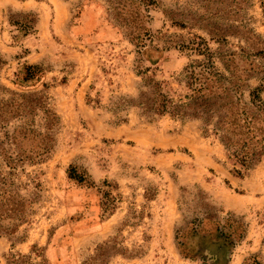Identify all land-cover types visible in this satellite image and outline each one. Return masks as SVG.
I'll list each match as a JSON object with an SVG mask.
<instances>
[{"label": "rangeland", "instance_id": "374dc122", "mask_svg": "<svg viewBox=\"0 0 264 264\" xmlns=\"http://www.w3.org/2000/svg\"><path fill=\"white\" fill-rule=\"evenodd\" d=\"M26 14L36 17L28 32L10 22ZM196 35L221 69L218 55L232 51L264 65V0H0V95L41 92L58 115L40 160L28 159L26 136L12 139L21 119L0 127V264L11 252L50 264H264V160L236 175L200 121L134 105L147 76L183 91L179 74L202 56L180 44ZM25 64L43 72L24 80ZM207 210L241 219L244 237L229 245L204 219L189 231Z\"/></svg>", "mask_w": 264, "mask_h": 264}, {"label": "trees", "instance_id": "16d2710c", "mask_svg": "<svg viewBox=\"0 0 264 264\" xmlns=\"http://www.w3.org/2000/svg\"><path fill=\"white\" fill-rule=\"evenodd\" d=\"M131 17L133 18L132 13ZM10 22L28 32L34 28L36 17L26 14V18L21 21L10 17ZM131 26L134 28V31H130L132 38L143 45L141 25L134 20ZM180 46L202 56L192 59L179 74L178 83L183 91L174 89L164 80L147 76L134 105L147 116L169 115L173 118L200 121L204 131L211 133L222 143L228 160L235 166L234 173L240 176L244 170H249L264 160V84L251 87L248 83L254 76L264 80V65L232 51L218 55V59L224 64V69H221L215 61V51L198 35ZM258 54H262V50L253 55ZM237 58L249 62L250 67L239 68ZM1 64L3 60L0 56V67ZM42 72L43 67L39 64H25L23 78L32 80ZM0 91H4L1 85ZM38 113L43 118L42 129L35 126ZM55 113L49 106L47 96L41 92L13 91L9 97L0 95V127L6 128L11 119L23 121L14 129L12 139L15 141L20 136H26L31 141L33 149L31 155H28L30 161L43 159L53 148L52 130L58 125V115ZM9 158L8 162L13 164L14 158ZM70 177L90 184L85 175L78 173L75 168L71 170ZM206 213V217L192 221L193 226H190L189 231L198 233L203 228L204 219L216 224L215 230L229 245H235L244 237L246 225L238 217L229 215L221 221L210 210ZM189 231H180L177 238L185 239ZM179 244H184L186 254L193 252L185 241H179ZM35 254L36 256L32 253L11 252L5 257L4 263L50 264L46 259L37 260L42 255L37 252ZM96 259L91 258L86 264H95ZM252 264L261 263L255 259Z\"/></svg>", "mask_w": 264, "mask_h": 264}]
</instances>
